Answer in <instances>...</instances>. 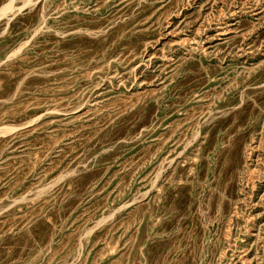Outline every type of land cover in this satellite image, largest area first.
Returning <instances> with one entry per match:
<instances>
[{
	"label": "rangeland",
	"instance_id": "rangeland-1",
	"mask_svg": "<svg viewBox=\"0 0 264 264\" xmlns=\"http://www.w3.org/2000/svg\"><path fill=\"white\" fill-rule=\"evenodd\" d=\"M0 264H264V0H0Z\"/></svg>",
	"mask_w": 264,
	"mask_h": 264
}]
</instances>
